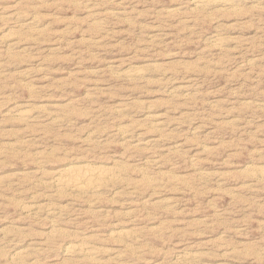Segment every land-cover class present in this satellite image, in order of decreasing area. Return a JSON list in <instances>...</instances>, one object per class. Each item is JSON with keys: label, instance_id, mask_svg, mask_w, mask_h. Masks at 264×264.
I'll list each match as a JSON object with an SVG mask.
<instances>
[{"label": "rangeland", "instance_id": "374dc122", "mask_svg": "<svg viewBox=\"0 0 264 264\" xmlns=\"http://www.w3.org/2000/svg\"><path fill=\"white\" fill-rule=\"evenodd\" d=\"M0 264H264V0H0Z\"/></svg>", "mask_w": 264, "mask_h": 264}, {"label": "bare ground", "instance_id": "6f19581e", "mask_svg": "<svg viewBox=\"0 0 264 264\" xmlns=\"http://www.w3.org/2000/svg\"><path fill=\"white\" fill-rule=\"evenodd\" d=\"M194 1L198 5H202V6L213 5L214 6L215 4H226V5H228L230 3H233V1H235V0H194ZM102 170L99 171V170H96L95 167L91 168V167L86 166V165L70 167L68 169V171L66 172V174H64V176H62L63 175V173H62L60 178H57V180L55 179L56 180L55 184H58L62 187L67 186V187H70L72 189L85 190L87 188V184H88L86 182L89 180L91 181V179L95 175H99V174L102 175ZM97 178H98V176H97ZM67 249L72 253H79L80 252V254H81V252L85 250V246L83 244H69V246H68V248H66V250Z\"/></svg>", "mask_w": 264, "mask_h": 264}]
</instances>
